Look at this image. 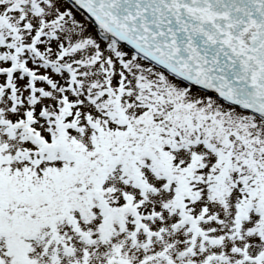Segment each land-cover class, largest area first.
I'll return each mask as SVG.
<instances>
[{
    "label": "snow or ice",
    "instance_id": "obj_1",
    "mask_svg": "<svg viewBox=\"0 0 264 264\" xmlns=\"http://www.w3.org/2000/svg\"><path fill=\"white\" fill-rule=\"evenodd\" d=\"M0 264H264V0H0Z\"/></svg>",
    "mask_w": 264,
    "mask_h": 264
}]
</instances>
